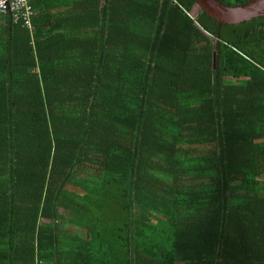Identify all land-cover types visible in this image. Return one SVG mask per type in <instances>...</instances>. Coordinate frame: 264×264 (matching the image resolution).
<instances>
[{
    "label": "trees",
    "instance_id": "1",
    "mask_svg": "<svg viewBox=\"0 0 264 264\" xmlns=\"http://www.w3.org/2000/svg\"><path fill=\"white\" fill-rule=\"evenodd\" d=\"M27 1L31 29L0 17V264H264V15Z\"/></svg>",
    "mask_w": 264,
    "mask_h": 264
},
{
    "label": "water",
    "instance_id": "2",
    "mask_svg": "<svg viewBox=\"0 0 264 264\" xmlns=\"http://www.w3.org/2000/svg\"><path fill=\"white\" fill-rule=\"evenodd\" d=\"M194 6L220 24H240L264 15V0H250L238 6H224L217 0H194ZM214 55L212 54V65Z\"/></svg>",
    "mask_w": 264,
    "mask_h": 264
},
{
    "label": "built area",
    "instance_id": "3",
    "mask_svg": "<svg viewBox=\"0 0 264 264\" xmlns=\"http://www.w3.org/2000/svg\"><path fill=\"white\" fill-rule=\"evenodd\" d=\"M6 13H10L12 23L21 22L24 27L31 29L32 10L27 0H0V17Z\"/></svg>",
    "mask_w": 264,
    "mask_h": 264
},
{
    "label": "rangeland",
    "instance_id": "4",
    "mask_svg": "<svg viewBox=\"0 0 264 264\" xmlns=\"http://www.w3.org/2000/svg\"><path fill=\"white\" fill-rule=\"evenodd\" d=\"M196 13H197V11H196V8L195 7H193V9H192V11H191V16L193 17V16H195L196 15ZM71 190H72V192L74 191L75 193H77V194H79V195H81V194H83V192L82 191H80L79 189H77V188H75V187H72L71 188ZM63 213L65 214L66 212H64L63 211ZM66 225L68 226V225H71V223L70 222H68V223H66ZM76 227V226H75ZM63 230V229H62ZM79 233H80V231H79ZM84 234V233H83Z\"/></svg>",
    "mask_w": 264,
    "mask_h": 264
},
{
    "label": "clouds",
    "instance_id": "5",
    "mask_svg": "<svg viewBox=\"0 0 264 264\" xmlns=\"http://www.w3.org/2000/svg\"><path fill=\"white\" fill-rule=\"evenodd\" d=\"M193 7H195V6H193ZM196 8V7H195ZM196 11H198V9L196 8ZM258 18V17H257Z\"/></svg>",
    "mask_w": 264,
    "mask_h": 264
}]
</instances>
